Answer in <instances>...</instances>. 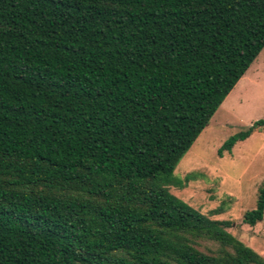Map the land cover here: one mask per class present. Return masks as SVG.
Masks as SVG:
<instances>
[{"label":"trees","instance_id":"trees-1","mask_svg":"<svg viewBox=\"0 0 264 264\" xmlns=\"http://www.w3.org/2000/svg\"><path fill=\"white\" fill-rule=\"evenodd\" d=\"M263 47L264 0H0V264H264L166 187Z\"/></svg>","mask_w":264,"mask_h":264},{"label":"rangeland","instance_id":"rangeland-1","mask_svg":"<svg viewBox=\"0 0 264 264\" xmlns=\"http://www.w3.org/2000/svg\"><path fill=\"white\" fill-rule=\"evenodd\" d=\"M259 119H264V47L180 159L166 187L209 218L228 221L226 230L264 257V218L253 226L242 220L264 186V126L230 153H217L230 135Z\"/></svg>","mask_w":264,"mask_h":264}]
</instances>
